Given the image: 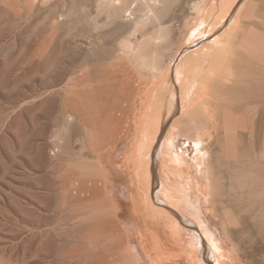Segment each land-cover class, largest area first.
Instances as JSON below:
<instances>
[{
    "label": "rangeland",
    "instance_id": "1",
    "mask_svg": "<svg viewBox=\"0 0 264 264\" xmlns=\"http://www.w3.org/2000/svg\"><path fill=\"white\" fill-rule=\"evenodd\" d=\"M80 1L0 0V264H101L104 247L99 246L109 241L124 257L138 254L134 246L147 242L155 264H190L171 232L159 229L151 219L148 204L154 199L139 176L142 170L137 175L136 163L129 159L134 154L136 122L151 101L154 85L179 60L200 16L189 10L180 21L165 25H171L172 32L150 25L136 37L140 54L159 65L158 73L163 74L156 77L124 46L127 38L134 40L130 32L114 35L112 41L101 36L97 48L85 46L81 25L68 16L70 7L74 14L79 11ZM226 4L225 8L232 3ZM229 9L241 23L237 41L247 36L250 42L264 43V0H239ZM232 18L227 24L233 23ZM101 23L100 31L110 28ZM225 29L226 25L219 33ZM234 69L239 82L224 87L219 112L224 116L234 108L244 125L240 135L226 130L222 114L214 128L211 122H199L210 154L208 184L214 187L213 197L202 189V214L214 237L226 238L237 264H264V65L240 54ZM123 73H132L134 84L141 83L143 90L131 105L129 132L117 135L130 108L127 102H114L113 91L119 89ZM84 77L92 78V93L86 88L78 93L76 86L74 92L67 90L69 81L81 85ZM75 109L83 110L84 116L79 119ZM104 168L120 188L116 202L110 199ZM77 187L85 196L82 203L75 198ZM131 191L134 207L127 201ZM123 200L137 222L133 230L121 217ZM83 208L80 221L77 214ZM87 232L100 245L90 242Z\"/></svg>",
    "mask_w": 264,
    "mask_h": 264
},
{
    "label": "bare ground",
    "instance_id": "2",
    "mask_svg": "<svg viewBox=\"0 0 264 264\" xmlns=\"http://www.w3.org/2000/svg\"><path fill=\"white\" fill-rule=\"evenodd\" d=\"M238 1L81 0L78 8L79 11L74 14L75 8L70 7L68 14L71 19L70 21L81 25L79 33L83 37V44L88 46L89 49H92V47L97 48V44L100 42H98V38H101V36L110 39L114 35L116 37L130 32L129 34L134 37V40H131V37L127 38L124 46H126L130 54L137 56V58L143 61V64L147 66V70L149 69L147 72L151 69L157 73L156 77H158V74H161L158 73L161 72L160 67L155 62H148L143 54H140L142 52L140 51L141 49L136 37L140 34H145L150 25H155L154 28L158 26L160 32L163 30H167L168 33L172 32L171 25H168V28L165 25L168 23H172L173 25L175 22L180 21V17L185 15L189 10L196 12L200 16L198 24L192 25L194 26L193 34L185 43L183 42L179 60L168 68L160 84L154 85L155 89L151 101L146 106L145 111L142 112V116L139 117L137 122L135 121L137 137L134 139V144L132 145L131 143L134 148V154H131V159H129L130 161L134 160L136 163L137 175L139 174L138 169L142 170V172L139 171L141 172L139 176L143 181L145 180L149 197L152 196V199H154L153 202L151 201L148 204L151 219L159 229L167 228L171 232V238L181 245L184 253H187V259L190 261V264H237L226 248V238L214 237L210 224L202 214L203 204L202 195H200L203 191L202 189L204 187V192L213 197L214 187L212 189L211 183L210 185L208 184L211 176L208 177L207 175V159L210 154H206L205 132L200 128L199 122L201 121L205 124L211 122L213 128L220 125L219 121L221 120L222 113L220 114L219 107L224 102L222 97L224 87L239 82V76L234 69V63L240 54L252 56L264 65V43L250 42L251 40L248 41L247 36H244L245 40L241 42L237 41V34L241 23L239 24L235 17V19L232 18L234 10L229 8L236 6ZM228 2L232 4L230 7L226 6L227 8H225ZM192 11L191 13H193ZM231 18L233 19V23H229V25L227 23ZM103 21L110 28L102 32L100 31V26ZM185 21L190 27V19L187 18ZM181 22L180 25L184 23V21L183 23ZM224 25H226V29L219 33V30ZM152 28L150 29L151 31L153 30ZM190 30L192 29L190 28L187 33ZM73 35L75 36V34ZM173 41H171L172 46ZM97 50L99 51V49ZM89 52L92 53L90 50ZM141 69L143 70V68ZM123 74L124 76H122ZM123 74L119 81V89L116 90L115 88V91H113L114 102L115 104L127 102L130 104V108L126 109L124 113V124L117 131V135H124L129 132L131 127L130 111L133 109L132 106H134L142 89L141 83L134 84L135 77L132 73ZM105 78L104 80L106 81ZM92 85V78L87 79L84 77L81 85H71L69 81L67 90H73L74 92L77 89L74 90L72 87L76 86L79 89L77 90L78 93H84L85 88L86 92L92 93ZM99 85L97 86L99 87ZM74 102L73 100L72 103ZM212 109H214L213 112H211ZM75 111H77V116H80L79 119L81 116H84L83 110L75 109ZM72 112L74 113V110ZM235 113L233 108L227 110L224 114V127L232 136L238 135L244 128L241 116ZM72 116L73 114H71ZM63 118L65 119V117ZM185 123L188 125L185 126ZM183 137L187 138V140H183ZM126 142L127 140L124 141V143ZM118 153L120 155V151ZM115 154L114 152L113 155ZM210 180L209 182H211ZM119 192L115 190L113 194L115 193L117 197V195H120L118 194ZM122 193L125 196V193ZM75 198L81 203L85 200L80 187H77ZM128 200L131 202L133 197ZM132 203L134 207V202L132 201ZM129 207L128 202L126 207L121 204L120 214L125 219L126 226L133 230L137 226V222L135 224L131 218ZM84 208L78 211L79 220V216H82ZM89 234L92 235L90 242L100 245L98 242H95L93 234ZM154 240L156 241V239ZM109 243L111 244L104 242L102 246H99L104 247L100 251L101 264H155L150 251L146 247L147 242L145 245L140 242V247L134 244V249L138 254H130L127 257L120 254V251L115 248L114 242L109 241ZM158 244L160 243L158 242ZM158 244L154 246L156 247ZM181 261L183 262L182 259Z\"/></svg>",
    "mask_w": 264,
    "mask_h": 264
},
{
    "label": "crops",
    "instance_id": "3",
    "mask_svg": "<svg viewBox=\"0 0 264 264\" xmlns=\"http://www.w3.org/2000/svg\"><path fill=\"white\" fill-rule=\"evenodd\" d=\"M104 171H105L106 185H107V188H108V191H109L110 199L112 201L116 202V201H118V198L116 197L115 193L113 194V192H115V190L116 191H120V188L115 184V182H113L111 174L109 173V171L107 169H105V168H104ZM125 192H126V190H125ZM125 195H126V193H125ZM132 196H133V194H132V191H131L130 195H129V197H130L129 199H132Z\"/></svg>",
    "mask_w": 264,
    "mask_h": 264
}]
</instances>
